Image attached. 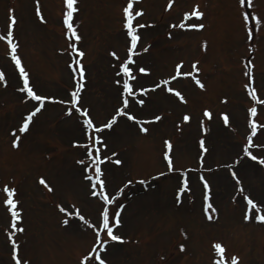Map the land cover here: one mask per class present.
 <instances>
[{"label":"rangeland","instance_id":"obj_1","mask_svg":"<svg viewBox=\"0 0 264 264\" xmlns=\"http://www.w3.org/2000/svg\"><path fill=\"white\" fill-rule=\"evenodd\" d=\"M126 5L127 0H77L78 13L73 17L81 40L72 42H78L84 51L87 71L79 108L88 110L98 128L116 115L117 108L138 119L119 115L111 127L87 130L88 135L101 137V146L97 144L94 151L98 148L100 157L109 159H103L101 169L105 192L114 198L107 209L110 225L114 213L120 211L121 223L113 233L123 241L110 242L102 232L108 240L102 259L106 264H216L214 244L221 243L226 263L232 264L237 257V264H264V222L245 221L247 205L242 202L246 194L257 201L264 198V165L243 151L247 145L253 155L264 158V104H253L264 101V0H246L243 5L239 0H171V7L169 0H133V26L144 25L138 31L141 41L133 70L137 75V67L149 72L132 81L135 96L129 97L125 108L119 65L128 58L122 12ZM37 7L43 21L37 17ZM65 10V0H0V35L6 34L14 14L17 54L30 84L37 94L55 98L44 102L26 132L19 131L28 111L39 102L20 91L23 81L10 60V47L0 40V71L6 75L0 81V264L15 263L7 233L17 240L21 264H86L84 258L96 233L90 225L99 227L101 207L107 206L91 195L85 179L94 175L87 167L91 163L84 168L79 163L87 160L86 149L81 147L88 141L84 117L65 114L68 105L59 102L70 101L73 79L67 64L75 57L62 25ZM193 10L203 12V17L185 19L184 13ZM136 11L142 15L135 16ZM244 13L249 14L247 24ZM182 21L186 25L202 23L204 28H180ZM249 61L251 69L245 68ZM194 62L204 89L188 80L174 83L185 104L161 89L152 90L177 64H181L180 72L195 74ZM249 70L251 77L245 75ZM246 84L250 87L245 88ZM138 86L150 89L141 93ZM252 88L256 100L248 94ZM141 99L144 104L140 107L137 101ZM252 107L257 109L255 116L249 111ZM204 109L211 111L210 119L203 116ZM185 114L190 117L187 123ZM221 114L229 116L225 127ZM155 115L161 119L143 123ZM253 121L255 135L251 134ZM141 125L148 131L142 132ZM17 136L18 146L13 147ZM199 139L208 148L203 163L198 158ZM166 140L173 145L172 173L162 159ZM117 159L120 164L115 163ZM182 170L187 173L183 180ZM201 176L211 187L210 202L216 208L211 220L204 211ZM41 178L47 187L40 183ZM185 180L188 185L181 193ZM5 185L16 190L13 199L18 201L21 219L15 223L23 231L9 230L13 221L9 206L3 203ZM60 207L79 210L90 225L78 217H66ZM65 218L69 219L67 225ZM98 246L100 250L101 244Z\"/></svg>","mask_w":264,"mask_h":264},{"label":"snow or ice","instance_id":"obj_2","mask_svg":"<svg viewBox=\"0 0 264 264\" xmlns=\"http://www.w3.org/2000/svg\"><path fill=\"white\" fill-rule=\"evenodd\" d=\"M246 0H239L240 4H245ZM65 5H66V10L64 12L63 15V24L66 26V33L65 35L67 36L69 42L68 47L71 49L72 53H77L78 57L82 58L85 53L80 50L77 47V44L72 42L73 40L75 41H80L81 40V36L78 34L77 32V28L73 23V16L74 13H76L78 11V8L76 7L77 5V0H65ZM169 7H171V0H169ZM198 7V6H197ZM123 15H124V23L123 26L125 29H127V35L131 38L130 40V44L131 47H129L128 52L130 54L133 53V49L136 48L137 42L140 40V36L137 34V28H143L144 25L142 24H136V26H133V0H127V5L125 7H123L122 9ZM36 14L39 17V19L41 21L44 20L43 15H41L39 8L37 7L36 9ZM142 15V11H136L135 12V16H140ZM203 12L199 11V10H193L191 13H184V17L185 19H187L189 16H194L197 19H200L203 17ZM243 20L244 22L247 24V21L249 20V14L248 13H244L243 14ZM16 21V17L13 14L12 16H10V23L8 25V29L5 35H0V40H6L7 44L9 45V47L11 48V51L9 53V55L11 56L12 61H14L15 66L19 69V76L22 78L23 81V87L20 89L21 92L26 93V96L28 98H31L34 101H38L39 105L34 107V109L29 112L26 116V118L23 120V123L21 125V127L19 128L20 132H26L29 128V124L32 121L33 117L39 113L41 111V109L44 106V102L46 100H54V97L51 96H45L42 94H37V92L33 89V86L30 84V80H29V73L25 70L21 58L20 56L17 54V49H18V44L14 42V36H13V26L15 24ZM257 24H260L261 21L259 19L256 20ZM180 28H184V27H188V28H196V29H203L204 28V24L202 23H188L187 25L184 24L183 22L180 23L178 25ZM250 34V33H249ZM147 49H144V51H146ZM113 56L116 55L115 52L112 53ZM196 63L194 62L192 65V68L194 71H199V69L196 68ZM129 64H132L134 66V61H132V56L129 55L127 60L124 63H121L119 65L120 68V72H122L124 74V76L128 77V79L123 80V92L127 94V96H124L123 98V104L125 106V108L129 105V99L128 97H134L135 96V92L133 91V86L132 84L129 83V80L135 81L136 80V76L132 75L133 73V67H130ZM182 64V62H181ZM181 64H177L176 65V73L174 76H170L168 79L162 80L160 83L163 85H168L170 80H175L177 76H191V73L189 72H180L179 69L181 67ZM69 67L71 68L73 74H74V79L76 78V75H78L79 79L77 80L76 86L74 91L71 92V99L70 101H59L60 103H71L74 106L77 105L78 100H79V96H80V91L81 89L84 87L83 84V80H84V66L81 63L80 59H76L72 62V64L69 65ZM252 65L251 62L249 61L248 64L245 65V68L247 69H251ZM136 70L139 73H144L147 74L149 69L145 68V67H137ZM119 75V73H118ZM245 75L248 77H251L252 73L251 71H246ZM5 79V75L2 71H0V81H3ZM195 83L200 87V88H204V84L197 78H195ZM116 83H121L120 80H117ZM153 88L159 87V85H152ZM250 85L246 84L245 88H249ZM139 91L142 92H146L147 89L138 86ZM167 91L172 93L174 92L175 95L177 97H179V99L181 101H184V96L181 95V93L179 91H176L174 88L172 87H168ZM249 95H251L253 100L257 99L256 96V92L255 89L252 88V90L248 93ZM139 103L142 105L144 104V100H140ZM260 103L264 104V101H261ZM69 113H71L72 109L68 110ZM76 111L81 112L82 116L84 117L83 119V125L86 126L84 128V131L86 133V135H88L87 130L88 129H95V131H100V128H105V127H111V125L116 121L117 116L119 115H123L125 117H127L129 120H136L137 118L133 115H131V113L129 111H124L123 109H119L117 110L116 115L111 117V120L106 124V125H101L100 128H96L93 124V120L92 118L89 116L88 114V110L87 109H81L79 107L76 108ZM250 113L255 116L257 113V109L256 107H252L249 109ZM223 117V122L225 124L229 123V116L227 114H221ZM203 116L204 117H208L209 119L212 116V113L208 110V109H204L203 111ZM152 119L154 121H159L161 119V117L159 115H155L152 117ZM183 120L184 121H189L190 117L185 114L183 116ZM252 134L255 135L256 130H257V124L255 121L252 122ZM264 127V126H261ZM142 132H147L148 129L141 127L140 129ZM19 137L17 136L14 140H13V147H17L18 146V141H19ZM101 137L96 136V137H92L91 135H88V141L86 144L81 145V147H84L87 150V155L89 157V159L91 160V164L88 165L87 167L92 169L94 171V175L93 176H87L86 179L89 180V182L91 183V195L94 197H100L103 199L104 203L106 205H110L113 203V199L109 198V196L106 194L105 192V187H106V180L105 178H102L104 176V173L101 169V157L99 155V149H96V155L93 156V152L92 149L95 147L96 143H99ZM247 141H248V145L252 144V135H249L247 137ZM164 147H165V152H164V158L167 160L168 163V167L169 170L172 169L173 166V162H172V157L169 154L172 151L173 145L171 143V141H164ZM199 148L203 151V152H207V148L205 147V141L203 139L199 140ZM243 151L246 153L247 156L251 157L252 160H259V163L261 165H264V158H258L257 156L253 155L251 151L248 150V146L246 145L243 148ZM104 159H108L107 157H104ZM79 163L83 164L84 161H79ZM116 164H120L121 161L119 159H117L115 161ZM226 167H231V166H226ZM232 177L234 178V180L236 181V184L239 185L240 181L239 178L237 177L235 172L231 173ZM201 181L203 182V189H204V194H203V201H204V211L207 215V218L209 220L214 218V214L216 213V208L213 207V203L210 202V194H211V187L208 183L207 180L204 179L203 176L200 177ZM95 181V183H92V181ZM40 183L44 184L46 187V182L43 178L40 179ZM132 181L129 180L128 184H131ZM97 184L99 185V191H97ZM188 185V181L185 180L184 181V187H181L179 189V191L182 193L185 191V188H187ZM3 191L5 193H7V199L3 202L4 204L8 205L11 211V218H12V223H11V228H16L17 231H23V229L17 228V225L15 223V221H19L21 219V216L19 214V211L17 210V204L18 201L13 199V196L15 194V189L14 188H9L7 185L4 186ZM49 191H51V188L49 187ZM241 193H243L245 190L243 189V187L240 188ZM120 193L117 192V195H119ZM243 200L246 201V209L243 215V219L245 221H248L250 219H255L256 221L259 222H264V198L260 199L259 201H257L256 199L252 198L250 195H243ZM120 208H123V205L120 206ZM209 210H211L209 212ZM60 211L66 214V217H78L79 220L83 221L85 225H90V221L85 219V217L83 215L80 214L79 210H75L74 212H70L68 211V209L64 208V207H60ZM63 223L65 225H67L69 223V219L65 218L63 220ZM121 223L120 220V211H116L112 217V223L110 225V218H109V212L107 210V208H104L101 213H100V223H99V227H97L96 225H90L93 228H96V238H97V243L101 244V248L103 249V246L106 245L108 243L107 239H102L101 237V233H105L106 236L108 238H110L111 241H123V237L117 234L113 233V228L117 225H119ZM12 247H13V259L15 260V264H21V259L18 258V254H17V248H16V241L12 240ZM214 248L216 249L217 253L221 255V258L219 260L216 261V264H226L225 260L223 259V252H224V248L222 246L221 243H215L214 244ZM180 249L181 251H183L184 249V245L181 244L180 245ZM93 253H95V260L99 262V264H106L105 260L101 259L100 253L99 251H96V249H93V251H90L87 255V257H85L84 259L87 260L89 257L93 256ZM237 257H233L232 258V264H237ZM24 264H28L27 261H24Z\"/></svg>","mask_w":264,"mask_h":264}]
</instances>
